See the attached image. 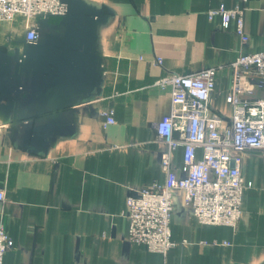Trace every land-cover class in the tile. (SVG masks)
Instances as JSON below:
<instances>
[{
  "label": "crops",
  "instance_id": "obj_1",
  "mask_svg": "<svg viewBox=\"0 0 264 264\" xmlns=\"http://www.w3.org/2000/svg\"><path fill=\"white\" fill-rule=\"evenodd\" d=\"M65 1L74 23L51 16L36 43H26L23 16L0 21V124L38 114L12 143L0 136V210L12 241L2 264H264V149L233 152L251 183L235 227L199 223L175 190L174 245L160 253L128 239L125 215L129 189L165 180L154 123L170 110L171 87L153 82L215 68L210 102L229 122L230 64L264 48V0ZM220 3L244 8L247 41L233 23L208 19ZM81 97L93 99L73 104ZM106 108L114 122L104 127ZM182 151L171 152L177 176Z\"/></svg>",
  "mask_w": 264,
  "mask_h": 264
},
{
  "label": "built area",
  "instance_id": "obj_2",
  "mask_svg": "<svg viewBox=\"0 0 264 264\" xmlns=\"http://www.w3.org/2000/svg\"><path fill=\"white\" fill-rule=\"evenodd\" d=\"M243 10L239 4L225 7L220 3L208 11L207 17L219 16L223 29L233 23L234 32L245 42L248 35L243 29ZM66 11L67 5L61 0H0V21L11 22L16 15L23 16L27 41L36 39L37 15L62 16ZM157 61L161 62L160 58ZM230 66L232 84L226 95L232 109L229 122H224L210 102L215 68L168 73L153 82L159 88L171 87L170 110L154 123L156 138L166 144L160 153L165 180L162 184L153 181L139 189H129L125 215L130 241L160 253L174 245L170 220L175 190L182 191L184 202L199 223L236 226L244 190L251 183L244 180L240 156L233 152L264 149V48L238 53ZM100 114L104 127L114 122L111 108ZM7 125L0 124V136ZM179 145L183 147L181 176L171 167V152ZM197 148L201 149L199 155ZM11 245L0 210V264Z\"/></svg>",
  "mask_w": 264,
  "mask_h": 264
},
{
  "label": "water",
  "instance_id": "obj_3",
  "mask_svg": "<svg viewBox=\"0 0 264 264\" xmlns=\"http://www.w3.org/2000/svg\"><path fill=\"white\" fill-rule=\"evenodd\" d=\"M61 1L65 2L67 5V11H66L65 15L60 16L61 20L63 21V23L65 25H71L72 23H74V21L76 19V13L72 12L69 9L68 3L65 0H61ZM51 16H55V15H48V14L40 15L39 14L35 17L34 23H35V29L37 32L36 39L34 41H27L26 40V43H36V41L38 40V35H39V31H40L41 27L48 24V20ZM17 59H18V65L20 67H22V69H23L25 67V65H24L25 55L23 53H20L18 55ZM100 73L103 76V73H104L103 65L101 66ZM22 87H23V84L18 85L17 90L20 91ZM100 94H101V85L98 87V91H97L95 96H99ZM91 99H93V97H81L76 102H74V103L70 102V103L77 104L79 102H84V101H88ZM66 102H68V101H66ZM37 116H38V114H29V115H22V116L13 115L10 119L5 121V123H7L8 125L5 128V130L2 134V137H7L10 141L9 143H12L14 134L17 131L18 127L31 125L35 121Z\"/></svg>",
  "mask_w": 264,
  "mask_h": 264
}]
</instances>
